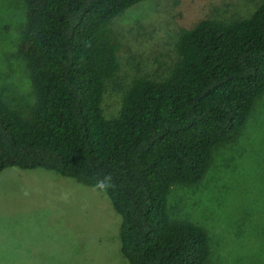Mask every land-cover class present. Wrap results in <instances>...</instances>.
<instances>
[{"label": "trees", "instance_id": "16d2710c", "mask_svg": "<svg viewBox=\"0 0 264 264\" xmlns=\"http://www.w3.org/2000/svg\"><path fill=\"white\" fill-rule=\"evenodd\" d=\"M142 1L22 0L16 47L34 99L22 114L0 96V172L43 168L95 189L110 176L98 190L120 218L128 264H207V230L173 218L168 196L203 179L264 94V0L247 17L182 28L173 53H153L155 68L132 79L110 117L102 101L127 36L112 20ZM139 54L130 49L127 62Z\"/></svg>", "mask_w": 264, "mask_h": 264}, {"label": "rangeland", "instance_id": "374dc122", "mask_svg": "<svg viewBox=\"0 0 264 264\" xmlns=\"http://www.w3.org/2000/svg\"><path fill=\"white\" fill-rule=\"evenodd\" d=\"M260 1L144 0L116 16L112 27L135 39L126 36L119 71L102 101L105 114L116 116L132 79L152 72L153 53L162 59L173 53L182 28L207 16L247 17ZM24 8L22 0H0V96L22 114L34 99L16 47ZM130 49L140 53L131 64ZM168 211L207 230V264H264V94L240 136L216 150L203 179L174 184ZM119 220L103 191L73 178L43 168L0 172V264H128L119 250Z\"/></svg>", "mask_w": 264, "mask_h": 264}, {"label": "clouds", "instance_id": "9594fccd", "mask_svg": "<svg viewBox=\"0 0 264 264\" xmlns=\"http://www.w3.org/2000/svg\"><path fill=\"white\" fill-rule=\"evenodd\" d=\"M96 187L98 189L107 191L108 188L112 187V183H111V177L110 176H106L104 180L99 181L96 185Z\"/></svg>", "mask_w": 264, "mask_h": 264}]
</instances>
